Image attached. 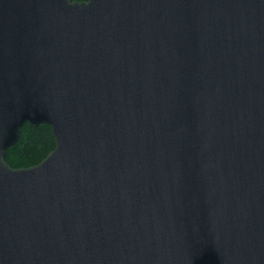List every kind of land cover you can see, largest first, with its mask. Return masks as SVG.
Instances as JSON below:
<instances>
[{"label":"water","instance_id":"95a60500","mask_svg":"<svg viewBox=\"0 0 264 264\" xmlns=\"http://www.w3.org/2000/svg\"><path fill=\"white\" fill-rule=\"evenodd\" d=\"M0 264H264V0H0Z\"/></svg>","mask_w":264,"mask_h":264},{"label":"trees","instance_id":"16d2710c","mask_svg":"<svg viewBox=\"0 0 264 264\" xmlns=\"http://www.w3.org/2000/svg\"><path fill=\"white\" fill-rule=\"evenodd\" d=\"M54 147L55 138L49 125L30 127L26 124L21 129L19 140L7 150L6 162L12 168L30 167L43 160Z\"/></svg>","mask_w":264,"mask_h":264}]
</instances>
